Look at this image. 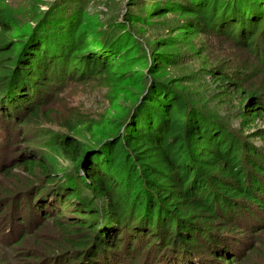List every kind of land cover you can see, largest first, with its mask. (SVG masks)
<instances>
[{
	"label": "trees",
	"instance_id": "16d2710c",
	"mask_svg": "<svg viewBox=\"0 0 264 264\" xmlns=\"http://www.w3.org/2000/svg\"><path fill=\"white\" fill-rule=\"evenodd\" d=\"M194 12L206 32L249 52V65L217 78L245 94L246 127L264 120V4L211 0ZM15 15L0 7V264H255L233 232L264 230V128L243 135L165 81L115 80V88L125 80L138 91L124 119L98 132L99 143L65 133L42 142L47 153L70 158L80 150L69 175L53 176V159L31 147L6 160L2 149L17 138L6 125L39 122L52 93L87 76H113L108 61L122 59L115 39L90 48L79 18L56 26L41 13ZM252 79L246 91L242 83ZM262 252L264 244L255 251Z\"/></svg>",
	"mask_w": 264,
	"mask_h": 264
},
{
	"label": "rangeland",
	"instance_id": "374dc122",
	"mask_svg": "<svg viewBox=\"0 0 264 264\" xmlns=\"http://www.w3.org/2000/svg\"><path fill=\"white\" fill-rule=\"evenodd\" d=\"M207 1L211 0H0V7H10L17 18L27 15L32 19L41 13L45 23L55 21L56 26L60 20L79 18L90 48L102 49L108 39H115L119 41L117 57L122 58L108 61L113 63V76H87L52 93L39 122L22 127L6 125V135L12 133L17 137L2 149L6 160L12 162L19 155L26 156L22 151L25 147H31L39 156L47 153L42 142H47L53 134H69L91 146L99 143L98 132L105 131V123L111 119H124L126 107L132 103L128 96L138 91L125 80L115 88L114 81L132 75L138 78L140 74L145 76L147 86L158 80L165 81L177 94L243 135L254 128H264V120H255L246 127L239 116L245 94L222 85L217 78L220 70L246 66L253 59L229 38L214 31L206 32L200 26L194 9ZM229 1L235 0H219V3ZM243 1L264 4V0ZM223 12L220 9L218 16L224 17ZM126 44L129 45L125 48ZM117 63L127 65L115 67ZM253 81L242 83L246 91L253 87ZM27 138L37 140L28 143ZM79 153L80 150L73 158L59 151L47 153L54 163L47 171L53 176L69 175L75 170ZM16 177L23 179L24 175L17 172ZM49 231L53 232V228ZM233 235L245 244L243 251L253 263L264 264V252L261 257L255 253L264 244V230L256 235L234 231ZM251 247L254 251L249 250ZM145 255L143 252L139 256V262Z\"/></svg>",
	"mask_w": 264,
	"mask_h": 264
}]
</instances>
